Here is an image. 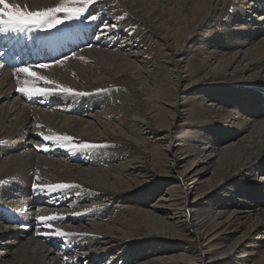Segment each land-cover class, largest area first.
Instances as JSON below:
<instances>
[{"label": "bare ground", "instance_id": "obj_1", "mask_svg": "<svg viewBox=\"0 0 264 264\" xmlns=\"http://www.w3.org/2000/svg\"><path fill=\"white\" fill-rule=\"evenodd\" d=\"M83 19L90 47L32 68L73 93L29 98L0 69V264H264V0H98Z\"/></svg>", "mask_w": 264, "mask_h": 264}, {"label": "snow or ice", "instance_id": "obj_2", "mask_svg": "<svg viewBox=\"0 0 264 264\" xmlns=\"http://www.w3.org/2000/svg\"><path fill=\"white\" fill-rule=\"evenodd\" d=\"M98 0H59L54 7H49L46 9H41L37 11H28L26 8L22 7L18 3L12 2V0H0V33H18L24 32L25 30H48L60 25L66 21L79 20L85 17L88 9ZM89 20L97 19L94 15H87ZM104 27H107L105 25ZM67 59V57H65ZM55 63H60L56 61ZM0 67H3L0 64ZM36 67L39 69H47L50 67L48 64H38L35 66L26 65L14 69L13 76H19V74H24L25 79L17 81L16 91L21 94L31 98L33 96L41 95H51L59 92L73 93L71 88L63 87L55 81L48 80L46 77L38 75L36 71L32 68ZM43 81L48 85H55L54 87H38L36 86L38 82ZM75 95H86V93H74ZM42 127V126H40ZM51 131V130H50ZM38 136L42 137L44 142H60V146H67L69 150L77 148H87L94 147V145L89 144H79L73 145L70 143L71 137L62 134H44L37 133ZM38 148H42L47 151L48 148L44 144L38 145ZM39 179V177H37ZM72 185L68 184H57V185H37L33 184L34 189H39L40 191H51L53 188H68ZM59 217L57 215L49 216H37L36 219L40 221L46 228L50 230L51 235L66 237L72 235L71 233H66L59 228L52 227L53 221L57 220ZM48 234V233H46Z\"/></svg>", "mask_w": 264, "mask_h": 264}, {"label": "rangeland", "instance_id": "obj_3", "mask_svg": "<svg viewBox=\"0 0 264 264\" xmlns=\"http://www.w3.org/2000/svg\"><path fill=\"white\" fill-rule=\"evenodd\" d=\"M119 1H120V0H119ZM92 14H93V13H92ZM92 14H91V15H92ZM258 14H260V13L257 12V11L255 10V15L252 14V18L255 19V18H256L255 16H259ZM258 22H259V21H258ZM262 24H264V23H262ZM263 26H264V25H263ZM107 32H108V31L104 30V31H103L104 34H101V35H105V33H107ZM137 47H140V45H138ZM63 61H65V60L63 59L62 62H63ZM6 71H7V70H6ZM3 74H4V73H3ZM3 74H0V77L3 76ZM19 76H20V77H19ZM19 76H18L19 78H18V77H17V78H18V79H22L23 76H21V75H19ZM23 78L25 79V77H23ZM24 79H23V80H24ZM41 83H42V81H41ZM42 84H43V83H42ZM41 86H42V85H41ZM43 86H44V84H43ZM123 88H127V87L125 86V87H123ZM93 93H94V92H93ZM13 98H16V97H13ZM68 99H69V98H68ZM34 101H36V100H33L32 102H34ZM51 101H57L54 105H52V106H54V107H52V108L50 107V108H49V109H50V113H51V114L54 113L53 115H55V113L57 112L56 109H59V108H57V107L62 108V107H64V106L66 105L65 101H61V100L58 101V100H54V99H51ZM8 102L11 103V106H12V107H13L14 103H16L17 106H15L14 108H12V110L10 111V116H11V114H13V116L9 117V118H10V122H8L7 124L4 125L3 128H5V129H6V127H7V129L10 128V126L12 125V123L15 121V119H14L15 117H14V116H15L16 114H18L19 112H21V110H20L21 108H24V107H22V106L24 105V104L22 105L23 101L20 100L19 98H16L15 100L10 99ZM30 102H31V101H30ZM32 102H31V103H32ZM61 102H62V103H61ZM34 104H35V103H34ZM34 104L32 103L33 106H34ZM71 104H74L73 106H75V105H79V103H75V102L73 103L72 101L69 100V102L67 103V105L70 106ZM56 106H57V107H56ZM19 107H20V108H19ZM28 107H29V106H28ZM43 108L45 109V107H43ZM15 109H17V110H15ZM19 110H20V111H19ZM35 110H36V109H34V108L31 109L32 112H35ZM13 111H16L15 114H14ZM73 114L78 116V114H75V113H72V114H70V115H73ZM17 116H18V115H16V118H17ZM82 117L87 118L88 116H86V114H84V116H82ZM13 119H14V121H13ZM18 123H19V122H18ZM9 124H10V125H9ZM16 127H17V126H16ZM26 127H27V125H26ZM19 132H21V131H19ZM10 138H11V136H10L9 138H8V136H7L8 141L11 142V139H10ZM33 141H35V142L37 143L38 140H36V138L33 137ZM10 142H8V147H10V144H11V145L13 144V142H11V143H10ZM22 150H23V149H22ZM22 150L16 152L15 154L21 152ZM58 153H59V152H58ZM58 153H56V155H60V153H59V154H58ZM61 153H62V155H64V159H65L66 157H65L64 152H61ZM52 154L54 155V154H55V151H52ZM4 155H6V154H4ZM47 155H50V153L47 152ZM54 156H55V155H54ZM54 177H55V176H54ZM26 178L30 179V177H27V176H26ZM14 192H18V190H14ZM155 197H156V196H155ZM199 199H200V202H201V203L207 204V200H206L205 198L201 197V198H199ZM189 200L194 202V201H196V198L193 199V197L190 196V199H189ZM1 201H4V199H1V200H0V203H1ZM8 202H9V201L7 200L6 203H8ZM113 205H114V204H113ZM42 207H43L44 210H48V209H49V207H47V206H42ZM60 208H65V209H67L68 211L70 210L69 207H67V206H66V207L61 206ZM35 223H36V222H35V220H34V227L36 226ZM17 226H18V225H17ZM20 226H21V225H20ZM13 227H15V226H13ZM23 229H24V228H20V230H23ZM27 230L33 232V231H34V228H33L32 226H29V227L27 228ZM261 234H262V233H261ZM9 235H11V234H9ZM26 236L28 237L29 235H26ZM260 236H261V235H259L258 239L260 238ZM16 238H17V237H16ZM26 239H27V238H26ZM262 239H263V238H262ZM12 240H14V239H12ZM0 242H1L2 245H3L4 242H5V240H1V239H0ZM11 244H13V243H11ZM10 249H12V246L10 247ZM115 254H116V253H115ZM116 258H117V256H116ZM99 262L102 263L101 261H99Z\"/></svg>", "mask_w": 264, "mask_h": 264}]
</instances>
